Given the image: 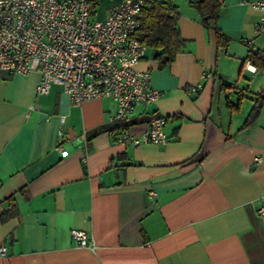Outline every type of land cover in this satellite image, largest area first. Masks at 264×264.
Here are the masks:
<instances>
[{
	"label": "crops",
	"instance_id": "crops-1",
	"mask_svg": "<svg viewBox=\"0 0 264 264\" xmlns=\"http://www.w3.org/2000/svg\"><path fill=\"white\" fill-rule=\"evenodd\" d=\"M217 1L224 47L188 0H172L184 47L160 67L147 46L137 65L161 96L127 128L139 135L164 115L165 145L116 142L111 99L72 105L60 85L38 93V73L0 70V264H264V103L243 126L264 83L244 40L264 53V34L254 0ZM72 229L96 251L76 247Z\"/></svg>",
	"mask_w": 264,
	"mask_h": 264
},
{
	"label": "built area",
	"instance_id": "built-area-1",
	"mask_svg": "<svg viewBox=\"0 0 264 264\" xmlns=\"http://www.w3.org/2000/svg\"><path fill=\"white\" fill-rule=\"evenodd\" d=\"M247 4L259 13L253 24L255 34H264V0ZM144 7L145 0H118L104 18L97 19L88 0H0V70L17 75L38 73V93L46 94L53 84L60 85L72 105L111 99L115 111L108 123H125L138 107L154 105L161 96L151 86L149 71L137 68L147 49L134 36ZM244 43L251 51L256 50L251 39ZM245 68L255 72L250 65ZM211 77L209 72L201 76L202 81ZM202 87L203 83L198 82L188 92ZM228 87L234 89L237 84L232 82ZM166 125V116L159 115L149 120L139 135L119 127L114 131L115 140L133 147L165 145ZM65 139L60 128L56 150L61 157L68 154L63 146ZM149 194L155 196L153 191ZM260 213L264 214V208ZM70 237L78 248L93 252L98 248L84 231L72 229ZM5 254L2 245L0 256Z\"/></svg>",
	"mask_w": 264,
	"mask_h": 264
},
{
	"label": "trees",
	"instance_id": "trees-1",
	"mask_svg": "<svg viewBox=\"0 0 264 264\" xmlns=\"http://www.w3.org/2000/svg\"><path fill=\"white\" fill-rule=\"evenodd\" d=\"M88 2L92 7V15H94L100 0H88ZM171 2L172 0H145V7L138 17L140 27L134 34L136 39L145 43L153 50V56L155 60L158 61L160 67L172 63L177 53L180 52L185 45V41L180 38L176 26L178 13ZM188 4L198 12L203 26L215 32L218 46L224 47L227 39L217 27L220 10L219 2L217 0H188ZM248 58L257 68L264 71V53L251 51ZM255 96L254 104L243 126H248L253 123L259 115L260 109L264 103V83ZM238 104L235 109L239 108ZM119 127L127 128L128 126L126 122L122 124H112L109 131L113 132ZM7 201L10 204V209L15 208L12 196H9ZM8 215L9 214H2L0 218L3 220Z\"/></svg>",
	"mask_w": 264,
	"mask_h": 264
},
{
	"label": "rangeland",
	"instance_id": "rangeland-1",
	"mask_svg": "<svg viewBox=\"0 0 264 264\" xmlns=\"http://www.w3.org/2000/svg\"><path fill=\"white\" fill-rule=\"evenodd\" d=\"M111 0H100L99 5L96 8V12L93 15L97 19H102L106 15V10Z\"/></svg>",
	"mask_w": 264,
	"mask_h": 264
}]
</instances>
